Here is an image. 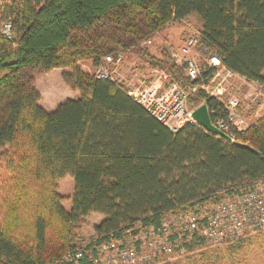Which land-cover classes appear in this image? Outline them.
I'll return each mask as SVG.
<instances>
[{"label": "trees", "instance_id": "obj_1", "mask_svg": "<svg viewBox=\"0 0 264 264\" xmlns=\"http://www.w3.org/2000/svg\"><path fill=\"white\" fill-rule=\"evenodd\" d=\"M7 16L13 34L0 37V264H92L85 254L75 262L64 257L161 228L168 214L199 215L264 176V117L234 143L199 125L173 134L124 87L78 65L137 51L162 68L141 44L195 16L223 67L264 86V0H16ZM56 69L72 71L63 79L80 97L47 112L35 72ZM172 71L184 90L198 84L184 69ZM195 97L194 106L209 104L204 91ZM68 177L70 211L58 190ZM92 214L104 219L89 244L81 231ZM258 233L224 243L240 249ZM205 243L195 238L186 249Z\"/></svg>", "mask_w": 264, "mask_h": 264}, {"label": "built area", "instance_id": "obj_2", "mask_svg": "<svg viewBox=\"0 0 264 264\" xmlns=\"http://www.w3.org/2000/svg\"><path fill=\"white\" fill-rule=\"evenodd\" d=\"M15 1L0 0V37L8 40L12 39L13 23L7 16V9ZM154 40L155 38L143 42L141 47L146 49L152 47ZM202 50L210 48L203 43L201 34L195 33L177 48L167 43L162 52H166L174 66L184 69L190 82H198L192 91L197 92L198 88L202 87L204 89L202 91L208 96L209 104L203 102L199 106L190 107L188 104L190 95L180 88L167 70L164 72L163 69L151 68V74L160 76L158 80L148 81L145 78L133 85L128 79L118 78L120 77L118 69L124 56L121 52L108 55L101 60L96 68V79L114 81L115 84L124 87L137 104L173 134L180 132L187 124L198 126L193 119V113L200 106L207 105L212 124L225 135V139L234 143L239 134L245 133L256 122L250 123L242 115V104L238 97L221 100L226 93L223 84L209 91L210 84L218 78L221 70H226L228 74L232 72L223 67L221 60L213 52L203 54ZM211 70L216 72L209 78L207 74ZM162 76L170 78L173 83L169 89H163L159 85ZM262 231H264V176L254 184L252 190L234 197H226L213 204H206L199 215L168 214L161 228L139 230L137 235L125 240H110L94 245L89 250H78L69 253L64 260L75 262L85 254L92 264L171 263L195 238L224 243L237 241Z\"/></svg>", "mask_w": 264, "mask_h": 264}, {"label": "rangeland", "instance_id": "obj_3", "mask_svg": "<svg viewBox=\"0 0 264 264\" xmlns=\"http://www.w3.org/2000/svg\"><path fill=\"white\" fill-rule=\"evenodd\" d=\"M200 22L195 16H190L184 21L173 22L168 27L162 31L160 34L155 36L154 44L152 47L148 48V52L155 57L160 59L163 63V67H156L158 69H163L165 72L167 70L172 74L174 79V74L172 68H178L174 66L172 62L165 61L166 58L163 56L162 49L167 43L173 44L176 48L181 46L188 37L195 33H200ZM203 54H209L210 50H202ZM168 56V55H167ZM169 58V57H168ZM79 67L86 73H89L94 78H96V68L92 61H79ZM153 68L148 62L140 56L139 52L135 51L124 54L123 61L120 68L118 69L120 79H125L133 85L137 83L138 80L147 78L148 81L158 80L160 77L157 74H151L150 69ZM64 71V72H62ZM36 77H38L39 85L44 89H47L50 95L55 91L58 84H63L64 75H70L72 71L70 69H56L49 73H44L42 71L35 72ZM122 77V78H121ZM243 80V81H242ZM63 81V82H62ZM175 82H177L174 79ZM114 83V81H113ZM66 84V83H65ZM223 84L226 93L224 99L229 97H238L242 104V115L248 119L250 123L257 122L262 117H264V87L261 84L250 81L240 75L235 73L228 74L226 70H221L218 78L212 81L210 84L209 91H212L214 87ZM159 85L163 89H169L173 83L170 78L162 76L159 81ZM63 86V85H62ZM209 87V86H208ZM70 88V87H69ZM181 88V87H180ZM183 89V88H182ZM184 90V89H183ZM198 90H204L202 87ZM57 91V90H56ZM189 96V106H194L191 101L192 98L196 99L197 92H193L192 88L188 91ZM63 94H58V101L62 100ZM56 102V103H57ZM59 193L64 197L63 206L67 209H71V199L74 194V181L71 177L63 180L59 187ZM204 207V206H203ZM102 215L92 214L86 220L83 225L81 234L85 238V243H90L96 237L95 227L100 224L104 219ZM79 243H77L78 245ZM228 244V243H227ZM226 243H214L207 242L202 246L198 247L194 251L185 249L181 255L171 263L173 264H264V232L258 233L255 236H251L244 243L242 248L232 249L229 244Z\"/></svg>", "mask_w": 264, "mask_h": 264}, {"label": "crops", "instance_id": "obj_4", "mask_svg": "<svg viewBox=\"0 0 264 264\" xmlns=\"http://www.w3.org/2000/svg\"><path fill=\"white\" fill-rule=\"evenodd\" d=\"M61 70V69H60ZM64 72V71H62ZM63 82V81H62ZM63 85V86H62ZM58 84L57 83V88H55L56 90L52 92V94L50 95V93H47L48 90L47 89H43L40 85H39V81H38V77L36 78V82H35V86L37 88V90L40 92L41 96H42V100H41V106L47 111V112H53L56 110V108L63 102H65L66 100H75L78 99L80 97V93L78 91H74L71 88H69L65 82H63V84ZM58 94H63L61 98L62 100H60L59 102L58 99ZM57 100V101H56ZM57 102V103H56ZM65 208V207H64ZM71 208V207H70ZM67 211H70V209L65 208ZM164 264H173V263H164Z\"/></svg>", "mask_w": 264, "mask_h": 264}, {"label": "water", "instance_id": "obj_5", "mask_svg": "<svg viewBox=\"0 0 264 264\" xmlns=\"http://www.w3.org/2000/svg\"><path fill=\"white\" fill-rule=\"evenodd\" d=\"M193 119L199 124L201 128H203L208 133L219 137L225 136L212 124L207 105H202L197 108L193 113Z\"/></svg>", "mask_w": 264, "mask_h": 264}, {"label": "bare ground", "instance_id": "obj_6", "mask_svg": "<svg viewBox=\"0 0 264 264\" xmlns=\"http://www.w3.org/2000/svg\"><path fill=\"white\" fill-rule=\"evenodd\" d=\"M147 63V62H146ZM243 81V80H242ZM103 218V217H102ZM84 260V259H83Z\"/></svg>", "mask_w": 264, "mask_h": 264}]
</instances>
